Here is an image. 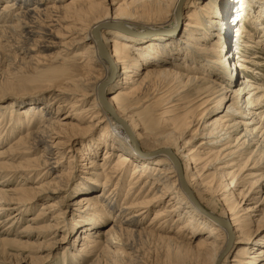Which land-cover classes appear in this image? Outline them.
<instances>
[{"label":"bare ground","instance_id":"6f19581e","mask_svg":"<svg viewBox=\"0 0 264 264\" xmlns=\"http://www.w3.org/2000/svg\"><path fill=\"white\" fill-rule=\"evenodd\" d=\"M0 3V61L28 85L0 94L5 229L26 220L41 262L149 264L154 238L186 264H264L263 1Z\"/></svg>","mask_w":264,"mask_h":264},{"label":"rangeland","instance_id":"374dc122","mask_svg":"<svg viewBox=\"0 0 264 264\" xmlns=\"http://www.w3.org/2000/svg\"><path fill=\"white\" fill-rule=\"evenodd\" d=\"M256 1L257 2L263 1V3H264V0H256ZM186 10L187 9H185V11ZM180 18H181V16L179 15V20H180ZM156 22H150V24L156 23ZM181 22H183V21H181ZM181 22L179 23V27H181V25H180ZM237 26L238 25L233 27L231 34H233V35L235 34ZM257 51H261V50H257ZM260 54L262 55V53H260ZM262 62H264V59H262ZM9 64L10 63H8L7 61H4V62L0 61V94L3 92H7V91L8 92L9 91H18V90L23 88V85H27L25 83L22 84L21 81L18 80V79H20V76L16 73V70L13 69L12 65L11 64L9 65ZM158 68H161V67H157L155 64H152L149 66L148 70H157ZM257 71L259 73H263V75H264V66H263V68L258 67ZM13 73L14 74L16 73V75H14ZM253 77L256 78L257 76L253 75ZM138 78H141V77L138 75V76H135L134 79H138ZM257 78H259L258 80H260V81H258V83L264 84V78H260V77H257ZM166 79L168 81L171 80L170 77H167ZM10 99L11 98L0 101V106L7 105L8 101H10ZM9 110H7L5 113L7 118L9 116V112H10ZM262 110H264V108ZM217 113L218 112L210 113L209 115H207V117L205 119H207V121H209ZM25 129H26V127H25ZM182 138H183V142L187 141L190 138V135L187 134V135L183 136ZM100 159H101V157L99 158V161H100ZM8 160H11L9 156H4V157L0 158V161H8ZM11 161H9V162H11ZM64 163L66 165V162H64ZM235 164H237V165L234 167L233 170H235L237 174H240L241 171H240V168H238V166L241 165V167H242V165L244 163H235ZM250 164L251 163L247 164V165H249V168L252 166ZM258 168L262 169V171H260L258 173L264 174V167H262V168L258 167ZM252 170L255 171L256 169H252ZM258 173L255 172L254 175L258 174ZM257 176H259V175H255L254 177L250 178L247 182H245L243 184L242 188L245 192H248V190H249V188H248L249 184H250L249 182L251 180L255 179ZM15 180L16 181H12L10 183L11 186H8V187H15V186L19 185L20 178H16ZM64 194L65 193L61 194V196H63ZM260 195H261V198L263 199V203L261 205V210L263 211V213L261 214V217H257L255 219V220H257V225L252 227V229L253 230L259 229L260 233L256 238L262 239V238H264V218H262V217H264V189H263V193H261ZM70 197L72 198L74 196L71 195ZM74 200H76V199H74ZM258 201L259 200H257L256 202H258ZM39 203L40 202L38 201L37 204H39ZM255 203L252 202L251 205H253ZM35 204H36V202H35ZM249 206H250V204H249ZM38 208H39V206L37 205V207L34 208L33 213H31L30 216L35 215V212L38 210ZM150 215H152V214H150ZM150 215H149V217H150ZM5 217L6 216H3L2 218H5ZM111 219H112V217H111ZM148 221H149V218L147 217L146 220H144L143 223H141V227L144 225H147ZM109 222H107L106 224L103 225V230H105L107 228ZM25 223H26V220L25 221L23 220L22 223H18L16 225H13L9 229L8 228L5 229V228L10 224V222H3L2 224H0V239L5 240V242H0V264H91L92 260H90V258L85 257V256H82L81 259H79V260H72L70 258L67 260V256L65 254L66 251L63 250V247L57 249L53 253V255L50 259H48L45 262H41L42 260L38 256L44 255V251L41 254H37V250L35 249V246L33 244H31V241H33L32 239L34 237L31 238L30 235H23L21 238H19V240L17 239L19 236H21L18 234H20L19 232H21V230H23ZM103 230H101L99 232L100 235L98 238L99 241L102 243H104V239H103L102 234H101L103 232ZM61 235H62V231L58 232V234H55L56 238H60ZM49 237H50V235L47 236V238H49ZM74 237H76V236H74ZM13 238H15V239H13ZM74 239H77V238L72 237L71 240H69V241L72 243V240H74ZM25 241H27V242H25ZM149 241H148V244H147V242H145V243H141V244L137 245L141 254H143L145 256V259H147L149 264H186V263H189V261H191L192 259H194V254H192V252H185L184 250L180 251L177 248H172V249H170V251H172V252L168 253L166 251L167 250L166 246L164 247L163 243L161 241L154 239V238H153V240L150 239ZM154 241H157V242H154ZM33 242H36V241H33ZM195 243H196V241L192 242L191 247H194ZM76 247H78V246H76ZM68 251L69 250H67V252ZM166 252H167V254H166Z\"/></svg>","mask_w":264,"mask_h":264}]
</instances>
